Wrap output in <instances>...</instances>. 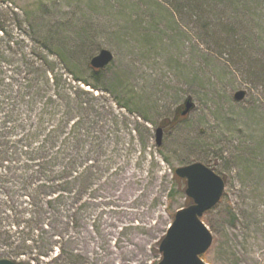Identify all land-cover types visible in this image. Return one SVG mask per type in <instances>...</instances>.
<instances>
[{"label": "rangeland", "instance_id": "obj_1", "mask_svg": "<svg viewBox=\"0 0 264 264\" xmlns=\"http://www.w3.org/2000/svg\"><path fill=\"white\" fill-rule=\"evenodd\" d=\"M103 49L113 60L93 76ZM26 131L44 132L46 151L43 137L26 151ZM1 134L16 143L11 171L48 192L27 196L15 180L0 192L2 212L38 203L37 241L55 242L23 264H157L190 203L174 170L193 163L225 184L201 218L202 260L262 264L264 0H0ZM1 243L0 260H14Z\"/></svg>", "mask_w": 264, "mask_h": 264}, {"label": "water", "instance_id": "obj_2", "mask_svg": "<svg viewBox=\"0 0 264 264\" xmlns=\"http://www.w3.org/2000/svg\"><path fill=\"white\" fill-rule=\"evenodd\" d=\"M112 60V53L103 49L90 59L89 67L100 71ZM244 96L245 93L239 91L234 95V100L241 101ZM192 108L193 104L187 99L180 115L184 117ZM162 134V128H157V146L161 144ZM174 174L185 181V195L191 203L175 212L170 228L159 243L161 259L157 264H206L201 256L210 248L212 236L201 218L220 201L225 188L224 181L211 169L199 163L177 168ZM0 264L17 263L14 260H0Z\"/></svg>", "mask_w": 264, "mask_h": 264}, {"label": "trees", "instance_id": "obj_3", "mask_svg": "<svg viewBox=\"0 0 264 264\" xmlns=\"http://www.w3.org/2000/svg\"><path fill=\"white\" fill-rule=\"evenodd\" d=\"M91 71L93 76H96L100 72L94 71L92 69ZM83 85L85 87L91 88L94 91L98 90L97 87L93 86L92 84H88L87 82H83ZM180 111L181 109L177 110L178 115L180 114ZM7 119H9V116L6 117V121L9 123L10 121ZM7 122L4 123L7 124ZM43 133L44 132L39 133L34 137L30 136L31 133L26 131L22 135V139H18V141H28L29 144L23 146L26 151H28L29 149H31V145L39 137H43L42 142H40L38 146L40 147V151H46L44 147L47 140L45 134ZM12 134V132H8L7 137ZM3 137L4 135L1 134L0 147L3 148V150L0 152V192L3 193L4 190L8 189L7 183L10 180H15L14 182H17V188L27 196L34 198L36 196L38 197L46 195V193L48 192H43L41 186H38V182L32 184V182H30L28 179L23 180V176H17L16 174L20 173L17 169H15L14 171L12 170L13 172L11 171L10 166H12L14 162L12 160L13 158L11 157H13V151H17L16 143L11 142L8 138L2 139ZM14 153L16 155L18 154V152ZM5 170L7 174H5ZM16 171L18 172L16 173ZM88 183L89 180L87 184H84L82 186V188L84 189V187H86ZM40 191H42V193ZM51 194L52 193L50 192L49 195ZM2 207L4 208L3 212L0 209V238L3 237V239L0 241L2 242L1 245L8 250L9 257L14 260H19V264H23V262L20 261L22 257L26 258V261L29 263L40 261L41 258H47V256H49V254L55 248V246H53L55 242H45L44 244H42L43 241H37L38 238H40L39 234L46 233V230L44 228L45 223H43L45 211L41 208V206L33 201L28 205L29 209L28 207H21V210L17 211V208H15L14 206H6L5 202L2 203ZM4 218L6 221H8L7 223H5V227L1 224L4 223ZM57 233V231L52 230V236ZM203 257L204 256H202V259Z\"/></svg>", "mask_w": 264, "mask_h": 264}]
</instances>
